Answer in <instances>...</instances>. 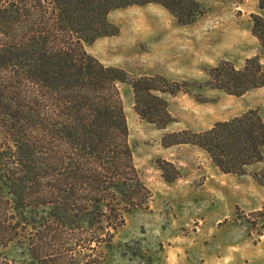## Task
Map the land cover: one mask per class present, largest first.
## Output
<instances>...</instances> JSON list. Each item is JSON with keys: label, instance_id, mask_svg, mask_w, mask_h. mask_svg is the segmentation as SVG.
<instances>
[{"label": "trees", "instance_id": "1", "mask_svg": "<svg viewBox=\"0 0 264 264\" xmlns=\"http://www.w3.org/2000/svg\"><path fill=\"white\" fill-rule=\"evenodd\" d=\"M147 3L162 5L184 25L205 12L197 0H0L1 246L21 240L39 264H74L75 247L110 244L125 214L151 199L117 84H130L135 111L165 127L174 118L156 92L176 94L181 83L132 76L86 49L118 32L111 10ZM258 6L264 9V0ZM250 16L264 47V17ZM250 62L257 63L253 70ZM262 68L257 56L247 58L244 70L224 60L207 85L242 95L264 86ZM162 143L198 145L222 172L243 174L263 159L264 120L249 109L201 132L169 133Z\"/></svg>", "mask_w": 264, "mask_h": 264}, {"label": "rangeland", "instance_id": "2", "mask_svg": "<svg viewBox=\"0 0 264 264\" xmlns=\"http://www.w3.org/2000/svg\"><path fill=\"white\" fill-rule=\"evenodd\" d=\"M197 1L205 12L185 25L157 3L113 9L108 19L118 32L86 45L105 65L135 77L161 75L181 86L176 94L156 92L174 118L159 127L135 111L131 85L117 84L134 162L152 196L125 214L110 244L75 247L74 264H264V156L243 174L224 173L198 145L162 143L169 133L201 132L249 109L264 120V86L233 95L207 85L209 73L224 60L235 70H244L253 56L264 65L250 16L264 17V9L258 0ZM20 242L0 245V264H39L27 242Z\"/></svg>", "mask_w": 264, "mask_h": 264}]
</instances>
